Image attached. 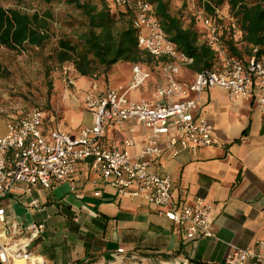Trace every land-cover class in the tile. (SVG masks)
<instances>
[{"label":"built area","instance_id":"2783aa9c","mask_svg":"<svg viewBox=\"0 0 264 264\" xmlns=\"http://www.w3.org/2000/svg\"><path fill=\"white\" fill-rule=\"evenodd\" d=\"M111 1L113 9H133L139 47L156 57L171 59L162 68L164 83L155 87L152 99L129 97L127 90L139 87L147 79L143 67L135 64L127 89L86 91L82 101L91 111L93 122L81 127L75 135L59 128L47 129L44 111L37 107L6 120L5 132L0 134V199L18 183L25 184L29 194L38 187H50L53 182L64 183L81 162L90 159L95 184L110 186L121 196H141L161 207V213L184 228L190 239L216 237L215 203L206 197H196L183 205H175L171 175L150 167L167 151L175 156L182 149L215 143L213 123L196 113L205 89L222 88L232 100L250 99L255 95L264 107V63L256 53L247 63L229 58L219 46L217 27L204 17L207 40L215 46L221 67L197 72L194 80L185 84L178 76L183 67L193 64L194 58L177 50L156 17L154 5L149 0ZM138 125L146 127L148 133L144 146L132 152ZM110 127L123 129L128 135L120 143L108 144L105 136ZM95 195L100 196L101 190ZM30 204L41 209L36 197ZM6 219V209L0 205V227ZM44 230L43 222H13L9 230L0 228V263L26 259L28 264H47L34 247L29 248ZM124 252L121 247L113 259L98 264H132L137 260L135 253L119 256ZM249 261H264V234L250 246L234 245L224 264H248Z\"/></svg>","mask_w":264,"mask_h":264},{"label":"crops","instance_id":"0c3cea01","mask_svg":"<svg viewBox=\"0 0 264 264\" xmlns=\"http://www.w3.org/2000/svg\"><path fill=\"white\" fill-rule=\"evenodd\" d=\"M157 63L160 69L157 78L142 66L147 79L139 87L128 89L129 97L153 98L155 87L164 83L165 63ZM117 68L114 65L113 69ZM132 70L133 64L126 79L116 81L112 77L114 81L108 87L91 84L81 77L78 80L83 87L79 88L81 100L92 89H127ZM197 72L189 65L181 69L178 78L189 84ZM74 112L76 123L80 115ZM86 113L90 115L88 121ZM196 113L213 123L215 143L182 149L175 156L167 151L150 169L171 175L175 205L196 197H206L215 203L216 237L190 239L184 228L161 213V207L141 196H121L110 186L95 184L90 159L81 162L66 182L38 187L32 194L26 192L25 184H15L0 199L7 212L6 222L0 228L9 230L13 222H43L44 234L33 249L47 264L107 262L121 247L125 252L119 256L137 255L132 264H172L182 260L192 264H224L234 245L250 246L264 234V107L255 95L232 100L222 88H207ZM83 117V125L68 132L75 135L81 127L93 122L87 108ZM5 123L0 120V134L5 132ZM45 125L47 129L55 128L47 120ZM147 133L146 127L137 126L132 152L144 146ZM127 135L123 129L110 127L105 142L117 144ZM97 190H101L100 196L95 195ZM34 197L40 200L41 209L30 204ZM11 264H16V260Z\"/></svg>","mask_w":264,"mask_h":264},{"label":"trees","instance_id":"16d2710c","mask_svg":"<svg viewBox=\"0 0 264 264\" xmlns=\"http://www.w3.org/2000/svg\"><path fill=\"white\" fill-rule=\"evenodd\" d=\"M41 1L52 4L62 0ZM149 1L177 50L194 58L191 65L194 70L200 72L221 67L215 46L208 42L205 30L199 27L198 23L203 24L204 17L217 27L219 46L229 58L247 63L256 53L258 60L264 63V0H196L199 15L188 11V3L195 0H183L178 9L172 8L171 0ZM66 2L78 9L84 19L79 20L74 34L57 40L54 53L48 56L53 58L52 61L42 55L46 77L51 76L56 64L65 62H71L81 76L97 79L120 62L135 65L151 60L171 61L167 56L156 57L139 47V30L133 25V9L114 11L108 0ZM51 16L50 12L42 16L39 12L0 5V48L41 54L52 41ZM6 73L0 65V78ZM48 85L52 90V79ZM14 116L0 111V120L6 121Z\"/></svg>","mask_w":264,"mask_h":264},{"label":"rangeland","instance_id":"374dc122","mask_svg":"<svg viewBox=\"0 0 264 264\" xmlns=\"http://www.w3.org/2000/svg\"><path fill=\"white\" fill-rule=\"evenodd\" d=\"M108 1L112 4L111 0ZM171 1L173 9H178L183 2V0ZM0 5L6 8H22L30 13L39 12L42 16H46L50 12L53 34L52 41L41 51V54L20 53L0 48L1 70L7 71L6 75L0 78V111L11 115H20L24 111L40 107L49 124L55 128L69 131L71 128L82 126L90 116L86 113L84 120L83 114L86 108L79 93V88L83 87L79 86L78 80L85 76H81L71 62H65L56 64L55 70L48 78L45 75L43 64V57L49 61L53 60L48 56L54 53L57 40L60 37L74 34L79 26V20L84 19L82 13L66 0L52 4L44 3L41 0H0ZM123 9L125 8L115 7L114 11ZM188 11L199 15L200 11L196 0L188 3ZM72 24L75 25L72 26ZM198 24L200 29H205L201 21ZM122 63L125 66H122ZM140 65L152 72L154 78H157L160 69L156 60L146 61ZM131 66V62H120L117 64L116 70L112 68L106 75L102 74L97 79L85 78L91 84L108 87L114 81L112 77H116V81L126 79ZM50 79L53 81L52 90L48 85ZM75 110L80 115V118L76 119V123H74Z\"/></svg>","mask_w":264,"mask_h":264},{"label":"water","instance_id":"95a60500","mask_svg":"<svg viewBox=\"0 0 264 264\" xmlns=\"http://www.w3.org/2000/svg\"><path fill=\"white\" fill-rule=\"evenodd\" d=\"M40 238H41V237L35 239V240L31 243V245L29 246V248L32 249V248L35 246V244L40 240ZM109 259H110V260L113 259V256L111 255V256L109 257ZM77 264H84V262L82 261V262H79V263H77ZM172 264H192V263H190L189 261H186V260H182V261H179V262H176V263H172Z\"/></svg>","mask_w":264,"mask_h":264},{"label":"bare ground","instance_id":"6f19581e","mask_svg":"<svg viewBox=\"0 0 264 264\" xmlns=\"http://www.w3.org/2000/svg\"><path fill=\"white\" fill-rule=\"evenodd\" d=\"M25 263H26V261L24 259H21V260L20 259H17L16 260V264H25ZM115 264H119V262H115Z\"/></svg>","mask_w":264,"mask_h":264}]
</instances>
